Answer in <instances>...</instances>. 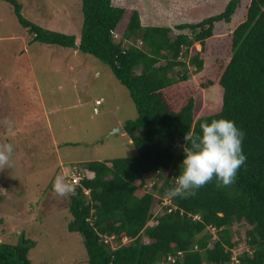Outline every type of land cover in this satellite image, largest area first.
I'll return each instance as SVG.
<instances>
[{
  "label": "trees",
  "instance_id": "1",
  "mask_svg": "<svg viewBox=\"0 0 264 264\" xmlns=\"http://www.w3.org/2000/svg\"><path fill=\"white\" fill-rule=\"evenodd\" d=\"M2 1L26 28L29 42L74 47L108 64L136 108L134 117L122 121L136 154L75 165L81 177L76 195L68 197L66 225L81 235L86 264H264V0H249L244 20L228 33L227 61L214 79L197 86L191 72L203 69L206 41L227 42L214 35V26L229 23L241 0L176 24L189 33L174 34L163 24H143L134 7L127 12L112 0H80L78 36L23 16L18 0ZM195 42L200 49L190 53ZM215 85L218 102H208L197 115L198 91ZM221 118L244 133L247 159L234 183L217 188L214 178L194 196L165 198L180 172L187 131L199 133L200 123ZM149 172L156 176L150 190L137 194ZM234 224L244 227L241 236ZM34 245L21 231L14 243L0 242V264H34L28 257Z\"/></svg>",
  "mask_w": 264,
  "mask_h": 264
},
{
  "label": "rangeland",
  "instance_id": "2",
  "mask_svg": "<svg viewBox=\"0 0 264 264\" xmlns=\"http://www.w3.org/2000/svg\"><path fill=\"white\" fill-rule=\"evenodd\" d=\"M18 1L23 16L45 27L79 34L83 19L80 0ZM227 1L121 2L127 12L141 3L143 20L169 26L174 34L189 33L188 29H176V24L218 13ZM248 3L241 0L229 23L215 24L214 35L225 36L227 42L220 40L218 46L215 37L206 41V50L200 53L203 69L191 72L194 86L214 79L222 69L230 55L228 33L244 20ZM29 37L11 6L0 0V143H10L14 148L11 166L0 170V242L14 243L21 231L35 241L28 251L34 264H86L81 235L66 225L70 219L68 197L53 192V181L57 175L68 176L70 168L81 160L136 154L137 148L127 134L120 133L117 122L118 118L122 122L134 117L136 108L126 86L95 55L78 50L74 53L72 47L54 43L29 42ZM194 48L199 51L198 42L190 53ZM69 62L75 63L74 69ZM200 90L196 95L197 115L208 102L213 105L219 100L216 85ZM96 96H102L103 101L94 112ZM6 119L12 122L11 131L4 123ZM155 177L147 173V185L135 192L150 190ZM236 226L238 229H233ZM232 230L240 235L244 227L234 224Z\"/></svg>",
  "mask_w": 264,
  "mask_h": 264
},
{
  "label": "clouds",
  "instance_id": "3",
  "mask_svg": "<svg viewBox=\"0 0 264 264\" xmlns=\"http://www.w3.org/2000/svg\"><path fill=\"white\" fill-rule=\"evenodd\" d=\"M4 123L11 131L12 122L6 119ZM199 127V133L190 130L184 136V159L175 186L165 193L167 199L194 196L196 189L214 178L217 188L227 187L234 183L237 171L247 159L242 151L244 133L233 121L213 119ZM13 151L12 144L0 143V170L11 166ZM52 190L59 197L76 195L75 183L63 175L55 177Z\"/></svg>",
  "mask_w": 264,
  "mask_h": 264
},
{
  "label": "crops",
  "instance_id": "4",
  "mask_svg": "<svg viewBox=\"0 0 264 264\" xmlns=\"http://www.w3.org/2000/svg\"><path fill=\"white\" fill-rule=\"evenodd\" d=\"M122 0H112V2H113V4H115V5H120V6H125L122 2H121ZM140 4L141 3H138V4H134V8H136V9H138V11H139V14H140V19H141V22L143 23V24H155V23H153V22H150V21H147V20H143V15H142V11H141V7H140ZM126 7V6H125ZM48 27V26H47ZM49 28H53V29H55L54 27H52V26H49ZM79 35V34H78ZM77 35V36H78ZM24 43H25V39H24ZM64 48L65 47H68V46H63ZM73 48V52L74 53H77V48H74V47H72ZM79 51V50H78ZM74 60V59H73ZM74 62V61H73ZM73 62H69V64L70 65H72V67H73V69L75 68V63H73ZM97 74H100V72L99 71H97ZM97 98H102V96H96V97H94V101H95V99H97ZM102 101H103V98H102V100H101V102H100V104L102 103ZM96 104L94 103L93 104V106H92V109L94 108V106H95ZM99 106V104L97 105V107ZM94 111V110H93ZM97 111H99V108H98V110ZM94 112H96V111H94ZM118 123H119V125H121L122 126V122L120 121V118H118V121H117ZM122 135H128V140L129 141H131V137H130V135L126 132V131H124V132H120Z\"/></svg>",
  "mask_w": 264,
  "mask_h": 264
},
{
  "label": "built area",
  "instance_id": "5",
  "mask_svg": "<svg viewBox=\"0 0 264 264\" xmlns=\"http://www.w3.org/2000/svg\"><path fill=\"white\" fill-rule=\"evenodd\" d=\"M101 100H102V98H97V99H95V103L99 104L101 102ZM94 110L95 111L98 110L96 106L94 107ZM76 168L77 167L74 165V168L72 169V171L69 173V175L67 177L69 180L73 181L75 184L78 182L79 178L81 177V173L78 170H76ZM232 259H234V257H232Z\"/></svg>",
  "mask_w": 264,
  "mask_h": 264
},
{
  "label": "water",
  "instance_id": "6",
  "mask_svg": "<svg viewBox=\"0 0 264 264\" xmlns=\"http://www.w3.org/2000/svg\"><path fill=\"white\" fill-rule=\"evenodd\" d=\"M119 131H120V132H124L125 129L120 125V126H119Z\"/></svg>",
  "mask_w": 264,
  "mask_h": 264
}]
</instances>
